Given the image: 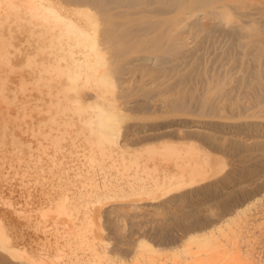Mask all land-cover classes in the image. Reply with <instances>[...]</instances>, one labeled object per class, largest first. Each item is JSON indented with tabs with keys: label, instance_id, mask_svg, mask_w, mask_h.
<instances>
[{
	"label": "rangeland",
	"instance_id": "obj_1",
	"mask_svg": "<svg viewBox=\"0 0 264 264\" xmlns=\"http://www.w3.org/2000/svg\"><path fill=\"white\" fill-rule=\"evenodd\" d=\"M226 2L227 6L222 8L217 6L213 11L198 3L188 6L190 3L187 2V7H182L180 11L177 9L181 12L179 14L174 9L169 10L171 13L167 11L168 14L159 15L155 6V12L147 15L143 13L147 17L150 16L151 22L140 23V26L138 23L135 26L138 28L134 27L133 30L129 28L128 32L125 29L128 27L121 28L120 32L123 35L127 33V39H132L127 40L125 37V40H117L118 43L110 45L108 52L103 55L104 60L110 56L112 62L114 61L110 75L118 86L116 87L118 95L116 101L120 109L118 141L122 137L123 140L128 139L129 137L124 135L127 130L125 128L132 127L141 132L136 131L134 138L131 140L132 136L126 141L130 144L138 141L137 147L140 142L145 145L144 147L152 148L171 145L182 149L188 144H194L207 151V155L201 158L203 160L206 157V165L201 169L197 167L182 188L172 191L174 197L172 196L171 203L165 206L163 213L152 214L150 209L154 207L148 206L144 207L147 208L146 211L143 210L145 213L149 211L150 214L142 211L145 214L142 216L129 205L133 199L115 197L117 199L112 200L108 197L106 201L107 198L104 200L102 195L103 198H100L104 201L101 205L102 215L94 213L92 217L91 209L98 208L100 204L92 202L95 204L87 208L84 202L95 200V197L81 196L74 185L76 183L71 182L66 174L60 173L56 165L62 162L63 166L68 168L72 164L70 157H67L72 147L70 141L67 140L65 143L70 149L56 153L57 162L51 158L53 155L51 148L45 147L46 142L50 144L49 139H44L45 135L49 133V128L56 124L57 118H54V123L50 121L54 115L48 117V114L42 111L44 113L41 112L42 116L47 115L48 119L40 115L28 117L21 123L19 121L21 129L24 128L22 131L12 130L13 122L0 120V200L10 203L24 217L20 221L16 219L11 223L9 221L8 232L11 237H24L27 255L42 253L44 264H89L88 249L94 248L103 252L106 257L99 261L94 260L91 264H153L150 261L152 258L157 260L156 264H175L174 260L176 264H188L187 262L199 264V257L193 259V256H190L192 249L194 252L202 248V246L197 248L198 241H195L197 245L194 242L190 246L193 240L189 241V246L182 244L192 220L199 219V225L206 227L210 221L224 217L234 209H242L235 220L240 228H237L239 226L234 222L230 227L229 224L226 225L229 230L224 231L223 235L220 232L216 233L221 239L219 242L230 252L232 248L238 249L237 251L245 256L244 259L242 255V262L249 258V255L250 260L257 259V251L263 254L258 256L262 261L264 238L261 236L264 234L262 228L264 224L261 225L260 221L258 224L261 229H259L258 224L256 225L257 221L252 220L254 224L250 223L251 218L246 215L258 207V203L261 204L264 199L262 196L264 194V75L261 76L264 68V49L261 51L252 44L255 40L264 38V0ZM180 16L181 20L178 18ZM136 17L141 15L137 14ZM147 17L144 19L148 20ZM173 17L175 20L178 18L179 21L173 22ZM159 19L166 21L161 22ZM196 21H200L201 24L206 22L207 25L213 23L210 36ZM233 27H236L235 30ZM229 30L236 36L231 37ZM142 34L146 36L143 37ZM205 34L208 36L205 37ZM174 35L178 36L173 37ZM6 38L10 42L7 60L12 66L10 72L0 73L4 80L9 78L10 81L8 88L11 90H7L6 95L11 96L9 98L11 101L14 98V102L19 105H22L25 98L31 103L35 99L33 97L38 95L36 91L27 88L28 92L26 90L22 92L23 99L21 91L16 90V81H18L17 77L28 74L32 69L27 65L28 60L39 59L41 56L35 53L32 39L25 30L13 31L11 35L7 34ZM112 52L113 55L117 54L114 55L115 59L111 57ZM257 54H261L259 62L254 59ZM180 57L181 61H179ZM245 65L254 67L257 73L245 74L243 70ZM26 83H30V80H26ZM178 97L186 101L182 108H176L169 103L170 100ZM205 99L211 103L210 106L203 105ZM40 103L42 104V101ZM26 128L36 130H26ZM121 129L125 132L122 133ZM186 130L193 131L189 133ZM65 134L68 136L73 133L67 128ZM136 134L141 141L135 138ZM155 136L163 138L157 139ZM149 137L153 139L151 141L156 142H149ZM134 139L137 141L134 142ZM53 142L58 143L59 138H55ZM71 158L76 159V156ZM53 161L56 163L53 164ZM80 185L77 182V186ZM63 196L69 198L73 208L68 218L60 219L56 217L57 214L45 213L62 200ZM182 196L186 198L180 201ZM166 198L153 202L154 206ZM224 202L226 205H223ZM143 203V205L148 204L147 201ZM116 204L123 205L122 208L126 213L110 218L105 211ZM176 216L180 217V220L178 224H173V218ZM245 216L247 219H244ZM240 219L244 226L239 222ZM157 222H162L165 229L171 232L168 246L160 245L162 242L154 233ZM226 227L223 230H226ZM257 228L260 232H257ZM115 229L122 230L123 235H117ZM228 238L231 243L230 240L227 242ZM80 239L84 242H80ZM141 239L156 246L158 252L151 257L147 253L140 255L134 244ZM122 242H127L123 246L130 247L129 251H123L124 253L118 251V245ZM232 243L237 247L230 248ZM240 249L244 252L247 249L248 252L246 251L245 254L248 257ZM255 252L257 255H254ZM240 254L234 255L240 257ZM252 255L256 258L253 259ZM252 260L250 261L252 263L241 264H253L256 261L260 263L259 259ZM261 264H264V260Z\"/></svg>",
	"mask_w": 264,
	"mask_h": 264
},
{
	"label": "bare ground",
	"instance_id": "obj_2",
	"mask_svg": "<svg viewBox=\"0 0 264 264\" xmlns=\"http://www.w3.org/2000/svg\"><path fill=\"white\" fill-rule=\"evenodd\" d=\"M226 1L228 0H0V73H8L12 69V66L7 60V52L8 48L10 47V42L6 38V35H11L13 31L19 29L25 30L32 39L35 53L41 57L39 59L28 60L27 65L32 69L28 71V74L17 77L18 81H16V90L18 91L19 89L22 94V92L25 90L27 91V88L30 87L31 90H35L38 94L37 96L35 95V97H33L35 98L34 100L37 98V100L42 101V104L40 101L37 102V100H32L30 103L28 98L24 99L23 93L22 96L24 99V104L22 103V98V101L20 102L22 105L15 103V100H13L14 98H12V102L9 99L11 96L9 97V95H6L7 90H11V88H8L10 87L9 78L4 80L3 75L0 74V120L4 122L8 121L10 123L13 122L12 124L14 125V128H12V130L17 129L22 131L24 128L21 129L20 123L24 122L28 117L42 116V111L46 112L45 114H48V117L54 115V117L52 116L50 120L52 122H54V118H57L56 124L51 126L49 128V133L45 135L44 139L50 140V144L46 142L45 147L51 148V153H53L51 158H54V160L57 162L58 159L55 158L56 153H59L62 150L70 149V146L65 145L67 140L70 141V145L72 147L67 157H70L72 164L69 165L68 168H66L67 166L64 167V163L62 162L56 163L53 161V164L56 163L58 170L60 169L59 172L66 174L67 178L71 182L76 183L73 184L76 185V189L79 191L81 196L92 197L93 195V197H95V200H88L84 202V205L87 206V208H90V205L95 204L96 202L100 204L98 208L91 209L92 217L94 213L99 216L102 215L101 205L104 204V201L100 198L103 197L104 200L107 198L106 201H108L109 198L114 200L113 198L115 197L121 199L123 197H129L130 199H133L132 203L129 205L134 207L138 211H136L137 214L140 213L142 216L149 213V211L145 213L143 210L145 209L146 211L147 208L144 207L148 206L151 208L152 206L154 207V209H150V213L152 214H158V212L163 213L164 209L166 208L165 206L171 203V198L174 194L172 191L174 189L182 188L187 183L189 177L192 176L197 167L201 169L206 165V157H204L203 160H201V158L207 155V151L194 144H188L182 149L173 147L171 145H166L162 148H152L144 147L145 145H142L140 142V146L138 145L137 147V140L134 139V142L137 141V143H133L136 146L126 141L133 136L131 138L132 140L136 131L138 130H134L132 127L130 129L126 127V133H124L125 130L124 132L122 131V128V133H124V135L126 134L127 138H129H124L123 140L122 137L121 140L123 141H118L117 137L120 133V122L118 120L120 116V109L116 101L118 98V95L116 94V87L118 86L110 75L112 72L111 66L114 61L112 62L113 59H111L110 56L108 59L104 60L103 55L108 52L107 49L111 47L110 45L118 43L117 40H125V37L127 39V33L123 35V33L120 32V30H122L121 28L128 27L125 28L126 31L129 28H132L133 30V28L138 25V23L140 26V23L143 24L147 23V21H150V16L147 17L143 13H146L147 15V13L150 14L151 12L153 13V11L155 12V6H157L159 15L163 13L168 14L167 11L174 9L179 14L181 12H178L177 9L180 11L182 7H187L188 3H190L188 6H190L192 3H198L200 6L206 7L210 11H213V9L217 6L221 8L223 6H227ZM231 1V3H234L233 0ZM239 2L240 1H238V3ZM242 2L243 1H241V3ZM231 3L230 5L228 4L230 7L232 6ZM160 10L162 12H160ZM245 10L247 9L245 8ZM137 14L141 15V17H136ZM177 16L178 15L176 14V17ZM181 16L178 17L180 20L182 18ZM217 16L219 17V15ZM144 17H147L148 20H145ZM178 18H176L177 21H179ZM176 20L174 19L173 22ZM160 21H158V24H160ZM150 22H148V24ZM196 23L199 24L201 29H203L205 33L210 36V33H212V22H207L208 25L206 22L201 24L200 21H196ZM233 28L235 30L236 27ZM233 28L230 29L232 30ZM231 30H229V34H231ZM233 33H235V31H233ZM237 33L238 30L236 34ZM208 35L205 34V37ZM232 35L234 37L236 36L234 34H231L230 36L233 37ZM145 36L143 35V37ZM177 36L174 35L173 37ZM128 39L131 40L132 38ZM252 44L255 47H259L260 50L263 51L264 38L255 40ZM109 52L111 51L109 50ZM114 55L117 56V54ZM114 55L112 52L111 57L114 58ZM180 58L179 61H181L183 57L181 59ZM254 59L259 62L261 60V54H257ZM243 70L245 74L257 73L254 67H249L246 65L243 66ZM187 71L189 72L190 69ZM191 72H193L192 69ZM263 75L264 68L261 72V76ZM26 80H30V83H26ZM28 94L30 95V93ZM43 95L47 96L48 98L45 99V96L43 97ZM169 103L176 108H182L185 106L186 101L183 98L178 97L176 99L170 100ZM205 104L209 105L211 103L205 99L203 101V105L206 106ZM44 116L47 117V115H43L42 117L45 118ZM58 121H63L64 123L60 124ZM67 128H69L70 132L73 133L72 135L67 136L65 134V132H67ZM26 130L35 131L36 129L26 128ZM152 130L153 129L150 131ZM193 130L186 131L190 133ZM147 133L148 135H151L149 132ZM137 134L135 138H139L137 137ZM57 137L59 138V142L52 143V141ZM155 137L157 138V136ZM150 138L151 137H149V139ZM151 140L153 139H150L149 142H156ZM143 142L145 143V141ZM73 156H76V159L71 158ZM189 168H191V170H189ZM70 171H72V173ZM69 172L71 173V177H69ZM77 182L81 184L79 187L77 186ZM94 192H96V196L94 195ZM133 196H135V198H132ZM262 196H264V194H262ZM117 198H115V200ZM162 198L166 199L154 206L155 203L153 202H156L158 199ZM185 198L186 197L182 196L180 201L184 200ZM1 201L2 200H0V264H44L42 253L39 252L36 255H27L28 250L25 247L26 245L23 236H10L8 232L9 221L10 223L13 219L20 221L23 220L24 217L23 215L19 214L18 210L13 208L10 203ZM144 201H147L148 204L143 205ZM258 204V207H255L253 210H251V212L246 216L251 218V220L249 219L250 223L257 221V223L255 222L257 225L261 221V225H263L264 199L261 204ZM223 205H226V203L224 202ZM122 207L124 206L121 204L112 205L110 209L105 211V213L110 218H112V216L118 217L119 215L126 213ZM72 210L73 208L71 207L69 198L67 196H63L62 200L58 201L53 208H49V210L45 213L57 214L56 217L63 219L65 217L68 218ZM240 210L234 209L225 215L227 217L221 216L218 219H214L210 221L206 227H201L199 225V219H193L191 226L187 230V234L183 238L184 240L182 241V244L189 246V241L191 242V240H193L190 244L191 246L195 241H198V245L196 242L194 244L198 246H196L197 248L202 246L200 249L203 251L200 253V249H197L194 252L192 251L193 249L191 251L188 249L187 253L189 254L191 252L190 256H193V259L194 257H199V264H241L243 262H250L252 260H250V255L249 258H247L248 256L245 254L247 249L245 252L242 251L243 249H240L247 256L246 261L244 260L245 256L240 254L239 251H237V248V250L232 248V246H234L233 243V245L230 244V248H232L231 252L228 248L227 250L224 246L223 248L222 244L219 242L221 240L219 234H216L220 232L221 235H223L224 231L226 232L229 230L230 225L232 226L233 224L232 222L235 223L236 216ZM142 211L145 214H143ZM246 216L244 219H247ZM179 220L180 217H174L173 224H178ZM249 220L246 221L249 222ZM239 222H241L244 226L241 219ZM228 224L229 227L227 228L226 225L228 226ZM253 224H250V226H253ZM224 226L226 227V230H223V228H225ZM155 227L154 233L162 242L160 245L168 246L171 237L170 230H166L162 222H157ZM237 228H240V226ZM258 228L261 229L259 224ZM262 228L264 229V226ZM237 230L235 231L237 232ZM114 232L117 235H123L121 234L123 233L122 230L115 229ZM262 236H264V234ZM262 236L261 238H264ZM229 240L230 239L228 238L227 242ZM262 240L264 241V239ZM79 241L84 242L82 239ZM229 242L231 243V240ZM124 244H127V242H122L118 245L119 252H127V250L130 248H124ZM134 246L138 249L140 255L147 253L148 256L151 257L152 254L158 252L156 246L146 242L143 239L135 242ZM260 246L262 247V245ZM232 250L237 252L233 253L234 251ZM259 250L262 251V249ZM173 252L175 253V251ZM249 252L251 253V250H249ZM197 253L200 254V256H198ZM237 253L241 256L236 257ZM257 254L258 256L263 255L259 254L258 251ZM257 254L256 252L254 253V255ZM242 255L244 256L243 262ZM258 256L256 257L260 261L259 264L263 263L264 256L261 257L262 261ZM105 257L106 256L103 254V252L101 253L99 250L94 248L88 249L87 258H89V264L93 263L94 260L99 261ZM252 257L254 256L252 255ZM150 261L153 264H156L157 262V260L153 258ZM192 261L197 262L194 260ZM174 262L176 264L175 260ZM187 263L191 264L190 262ZM255 263L253 262V264Z\"/></svg>",
	"mask_w": 264,
	"mask_h": 264
}]
</instances>
